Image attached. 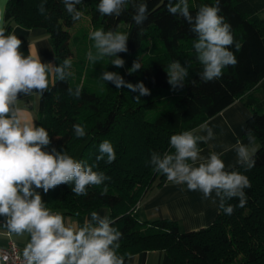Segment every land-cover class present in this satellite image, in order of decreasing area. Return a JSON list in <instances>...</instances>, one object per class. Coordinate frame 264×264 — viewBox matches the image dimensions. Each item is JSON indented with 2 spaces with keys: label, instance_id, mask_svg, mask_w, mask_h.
Wrapping results in <instances>:
<instances>
[{
  "label": "trees",
  "instance_id": "1",
  "mask_svg": "<svg viewBox=\"0 0 264 264\" xmlns=\"http://www.w3.org/2000/svg\"><path fill=\"white\" fill-rule=\"evenodd\" d=\"M84 2L98 30L129 34L127 52L117 54L125 61L124 67L114 66L112 58L105 57L109 71L133 85L143 82L150 95L136 101L133 97L138 93L126 87L117 89L106 82L105 87L98 88L87 81L82 83V94L76 98L67 91L80 86L74 82L71 70L72 76L57 80L44 92L36 126L49 133L51 143L46 150H64L110 177L101 185H89L84 196L72 192L74 184L50 189L45 196L46 207L76 217L107 207L114 222L112 227L122 233L117 255L124 258V264L132 255L147 250H165L172 264H264V0H220V15L231 25L241 47L239 51L235 46L230 49L237 57V65L224 68L221 78L210 82L199 77L202 65L193 48L196 34L190 31L186 20L167 11L168 0H146L149 14L139 26L131 18V5L117 18L101 15L99 0ZM188 3L194 16L201 5H214L216 0ZM41 4L45 5V14L39 11ZM75 22L63 0H8L4 28L6 34L16 25L47 29L59 66L74 55L70 28ZM153 41L159 47L148 55ZM134 60H140L142 68L129 74ZM177 60L187 67L189 75L183 88L173 90L167 82V70ZM83 74L92 80L102 76L86 69ZM160 92L164 93L158 96ZM237 99H243L252 109L245 133L253 132L260 143L253 168L237 165L228 170L248 177L251 187L244 190L246 205L239 207L238 198L226 201L234 207L233 213L227 215L220 210L211 225L199 230H185L168 218L141 221L137 205L168 182L165 175L153 170L151 154L174 153L170 146L173 134L194 131L199 135L197 128L201 124ZM75 124L85 127L83 138L76 137ZM104 140L113 145L116 153L110 164L106 157L96 160L99 144ZM205 145L199 143L198 147Z\"/></svg>",
  "mask_w": 264,
  "mask_h": 264
},
{
  "label": "clouds",
  "instance_id": "2",
  "mask_svg": "<svg viewBox=\"0 0 264 264\" xmlns=\"http://www.w3.org/2000/svg\"><path fill=\"white\" fill-rule=\"evenodd\" d=\"M81 3L82 0H63L74 21L83 15L76 7ZM128 5L133 9L132 20L136 25H142L149 14L146 0H99L97 8L103 16L118 18ZM39 11L45 14L44 4L40 5ZM167 11L186 20L190 31L196 34L193 48L202 65L201 81L218 80L224 68L237 65V57L230 49L235 46L239 51L241 45L235 41L231 25L220 15V0L214 5H201L194 16L189 11L188 0H168ZM89 38L96 49L95 55L91 50L87 53L89 61L96 63L111 57V64L124 67L125 61L117 54L127 52L128 33L101 29L90 32ZM21 44L17 35L6 34V29L0 26V217L5 218L4 227L10 234L30 237L22 253L24 264H124V258L117 255L122 233L112 227L114 222L107 215L101 217L93 211L82 227L66 222L60 212L45 206L36 191L43 189L47 193L61 184H74L72 192L84 196L89 185H101L110 177L94 171L95 165L77 161L64 150H46L51 143L48 131L22 116L20 94L42 97L49 91L50 84L54 86L57 80L65 81L73 73L70 58H65L59 66L43 63L30 49L24 56L20 51ZM141 68V61L134 60L128 72L131 74ZM188 75L187 67L178 60L173 61L168 66L167 82L173 90L183 88ZM100 79L117 89L126 87L138 93L133 97L136 101L150 95L143 82L133 85L116 72L105 71ZM67 91L79 98L82 85L75 90L69 87ZM73 129L78 138L86 135L81 124L73 125ZM200 129L206 135H195L194 131L173 134L170 146L174 153L153 152L150 163L154 171L166 176L167 181L186 185L189 191H200L203 198H211L213 204L218 200L219 210L231 215L234 207L226 201L238 198V206L244 207L247 203L244 190L251 187L250 181L238 171L225 170L221 159L223 153L213 151L207 157L201 155L198 144L214 139V132L207 122L200 125ZM247 137L249 144L255 142L253 132L249 131ZM228 150L236 152L237 164L248 170L255 166V148L250 149L238 140L225 151ZM105 157L109 164L116 159L113 145L108 140L99 144L96 160ZM0 260L7 261L8 257H0Z\"/></svg>",
  "mask_w": 264,
  "mask_h": 264
},
{
  "label": "crops",
  "instance_id": "3",
  "mask_svg": "<svg viewBox=\"0 0 264 264\" xmlns=\"http://www.w3.org/2000/svg\"><path fill=\"white\" fill-rule=\"evenodd\" d=\"M7 2L8 0H0V26L3 27ZM10 33H14L21 39L20 51L24 56L29 54L30 49L32 53L39 55L41 62L57 66L56 51L47 29L43 27L26 28L16 25ZM51 86L50 84L49 88ZM40 98L37 95L26 96L23 94L18 97L19 106L23 109L22 116L33 121L36 125L39 119ZM251 113L252 109L245 104L243 99H237L224 110L205 121L212 128L214 139L208 141L201 148V155L207 157L213 151L223 153L221 159L225 164V170L228 171L239 164H237L236 152L225 150L235 145L238 140L248 145L250 149L255 148L257 150L260 145L258 138L254 135L255 142L249 144L245 133L246 122ZM197 132L199 135H206L200 126L197 128ZM214 197L215 193H213ZM42 200L45 203V199L42 198ZM218 203V200L216 204H213L211 198H203L200 191H189L186 185H175L168 181L137 205V213L141 221L168 218L177 221L185 230H199L214 222L220 211ZM95 212L101 217L105 215L109 217L110 215V210L107 207H101ZM90 214L91 212L79 217L63 216L66 222L82 227L84 220L90 219ZM4 222L5 218L0 217V245L7 246L12 240L23 251L30 241V237L27 234L23 236L10 234L4 227ZM128 264H172V258L165 250H147L132 255Z\"/></svg>",
  "mask_w": 264,
  "mask_h": 264
},
{
  "label": "rangeland",
  "instance_id": "4",
  "mask_svg": "<svg viewBox=\"0 0 264 264\" xmlns=\"http://www.w3.org/2000/svg\"><path fill=\"white\" fill-rule=\"evenodd\" d=\"M78 10H80L83 13V15L81 19L76 21L74 25L70 28L71 45L74 52L73 57L70 58L72 61V67L70 70L75 74L73 80L74 82L80 85H82V83L84 82L89 81L91 82V84L98 86V88H101L103 86L105 87L106 82L102 81L101 79L97 80V77H95L92 80L93 77L90 78L88 75L86 77V75L83 74L84 70L86 69L94 72L95 76L102 75L105 71H109L107 67L109 63L106 61L105 57L96 63H93L87 59V53L89 52V50H91L94 55L96 53V49L93 46L94 41H92L89 38V34L90 32L98 29L91 20V16L88 12L89 11L88 5L86 2L82 3ZM153 42L155 43V41ZM154 43H152L153 45L151 44L152 46L147 50L148 55L157 52L156 50L158 49L159 45ZM153 46L154 48L152 49ZM82 69H83V73L81 76H79L80 75L79 71ZM94 83H98V84H94ZM163 93L164 92H160L157 94L158 96H160ZM36 191L39 192V194L43 199H45L46 194L44 193L43 189H36Z\"/></svg>",
  "mask_w": 264,
  "mask_h": 264
},
{
  "label": "built area",
  "instance_id": "5",
  "mask_svg": "<svg viewBox=\"0 0 264 264\" xmlns=\"http://www.w3.org/2000/svg\"><path fill=\"white\" fill-rule=\"evenodd\" d=\"M23 251L15 241H10L7 246L0 245V257L7 256L8 260H0V264H24Z\"/></svg>",
  "mask_w": 264,
  "mask_h": 264
}]
</instances>
